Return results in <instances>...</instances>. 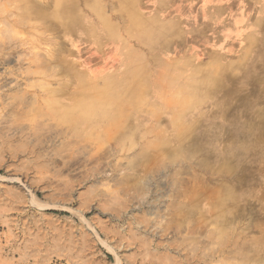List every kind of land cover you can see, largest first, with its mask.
Returning <instances> with one entry per match:
<instances>
[{"label": "rangeland", "instance_id": "rangeland-1", "mask_svg": "<svg viewBox=\"0 0 264 264\" xmlns=\"http://www.w3.org/2000/svg\"><path fill=\"white\" fill-rule=\"evenodd\" d=\"M255 1L0 0V264H264Z\"/></svg>", "mask_w": 264, "mask_h": 264}, {"label": "crops", "instance_id": "crops-1", "mask_svg": "<svg viewBox=\"0 0 264 264\" xmlns=\"http://www.w3.org/2000/svg\"><path fill=\"white\" fill-rule=\"evenodd\" d=\"M228 4H225V5H217V7H223L224 6H227ZM253 7H256L257 8V4H256V1L255 0H245V3L241 4L239 6V8L242 10V17H244L245 15V18H246V23L247 24H250L251 22L255 21V18L256 16H254V14H251V10ZM256 15L261 18L263 17L264 15L262 14H259L258 12L256 13ZM248 33V32H246ZM243 34V33H242Z\"/></svg>", "mask_w": 264, "mask_h": 264}, {"label": "bare ground", "instance_id": "bare-ground-1", "mask_svg": "<svg viewBox=\"0 0 264 264\" xmlns=\"http://www.w3.org/2000/svg\"><path fill=\"white\" fill-rule=\"evenodd\" d=\"M115 264V263H114Z\"/></svg>", "mask_w": 264, "mask_h": 264}]
</instances>
